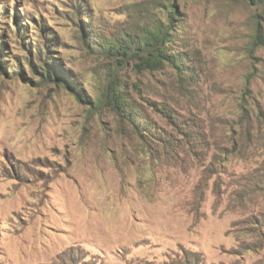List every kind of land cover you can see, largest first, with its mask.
I'll return each mask as SVG.
<instances>
[{"label":"rangeland","instance_id":"rangeland-1","mask_svg":"<svg viewBox=\"0 0 264 264\" xmlns=\"http://www.w3.org/2000/svg\"><path fill=\"white\" fill-rule=\"evenodd\" d=\"M171 6L182 79L102 54ZM258 12L238 0H0V264H264V184L246 185L264 181ZM51 44L63 75L45 81L37 54ZM115 75L135 118L102 96Z\"/></svg>","mask_w":264,"mask_h":264},{"label":"trees","instance_id":"trees-1","mask_svg":"<svg viewBox=\"0 0 264 264\" xmlns=\"http://www.w3.org/2000/svg\"><path fill=\"white\" fill-rule=\"evenodd\" d=\"M244 5L249 7H254L259 9V12L255 15L256 17V26L262 21L264 22V0H238ZM182 22L181 19L178 18V13L174 11L173 6L169 8L165 13L164 20L159 18L151 19V21L143 27L141 31H139L134 36L129 37L127 40L122 41H110L105 42L104 45L100 46L102 54L107 57H112L115 61L120 62L122 64L130 63L132 65L133 71L136 73H153L163 71L166 67H169L178 74L180 79H182V75L186 74L191 70V67L188 66L186 61V53L181 51L173 52L172 45H174L173 37L177 33L178 26ZM84 34L86 37L90 36L89 28L86 24H83ZM255 26V34L252 39V45L254 48L259 47L263 44V39L260 34V31L256 29ZM259 28V26H258ZM53 44L47 45V53L43 58L41 52L37 54L39 61L42 62L45 70L40 67L41 71L45 72V76H43V80H54L58 75H63L60 69L56 65V60L53 57ZM112 72L111 70L109 71ZM112 76V75H111ZM65 79L67 78L64 77ZM64 80V79H63ZM67 81V79L65 80ZM68 82V81H67ZM116 75L114 83H110L106 88L102 91L103 98L108 102L110 107L114 111H120L127 114V117L135 118L137 113L135 112L133 106H131L126 98L120 94L118 91L119 85L116 83ZM184 82L181 81V84ZM71 87L74 89L76 94L80 97L81 100L85 101L87 96L83 95L81 89L75 84L71 83ZM160 112L165 110L166 108L160 107ZM240 126H243L246 131H248V121L249 114L245 105H240ZM168 110V109H166ZM167 112V111H166ZM170 113L171 111L168 110ZM167 114V113H166ZM157 142H162V144L166 147L170 144V139L167 137L163 140H157ZM171 150L170 147L166 148L165 151ZM166 156L174 155L175 153H163ZM210 168H204L202 172L201 179L194 189V202H200L203 196V191L206 187V182L208 180V176L210 174ZM244 179V178H243ZM261 180V181H260ZM257 181L255 178H251L246 180L249 188L254 193H259L262 188L261 184H264V181L260 179ZM241 186V184H239ZM214 192L216 195H220V186L218 184H214ZM242 197V196H240ZM165 264H200V261L196 256L190 254L185 255L180 260H173L172 262H168Z\"/></svg>","mask_w":264,"mask_h":264}]
</instances>
